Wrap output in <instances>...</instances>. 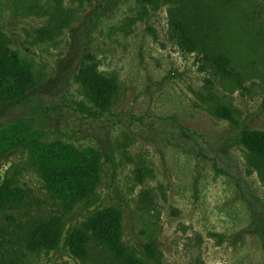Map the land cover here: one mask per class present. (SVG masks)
<instances>
[{"label":"rangeland","instance_id":"374dc122","mask_svg":"<svg viewBox=\"0 0 264 264\" xmlns=\"http://www.w3.org/2000/svg\"><path fill=\"white\" fill-rule=\"evenodd\" d=\"M170 13L226 54L235 75L181 51ZM0 38L34 77L27 99L0 114V132L18 138L0 148V180L14 175L26 189L0 213L12 232L0 264H116L96 244L85 259L65 245L69 229L106 207L119 211L122 239L142 264H154L143 255L149 242L160 264H264V161L240 139L243 129L264 132V0H0ZM88 53L117 81L108 110L91 106L75 80ZM34 144L97 150L91 198L67 210L49 196ZM50 214L64 221L61 244L28 251L16 237Z\"/></svg>","mask_w":264,"mask_h":264},{"label":"trees","instance_id":"16d2710c","mask_svg":"<svg viewBox=\"0 0 264 264\" xmlns=\"http://www.w3.org/2000/svg\"><path fill=\"white\" fill-rule=\"evenodd\" d=\"M168 31L181 51L200 52L203 62L211 66L216 74L224 78L235 75L229 57L221 51L211 50L206 36L194 28L189 19L170 13ZM75 80L91 106L108 110L113 104L118 89L117 81L98 69L92 54L88 53L81 61ZM33 85L34 77L29 64L0 38V103H4L0 114L5 108L25 101ZM217 114L230 117L231 112L221 106ZM240 139L251 155L264 161V132L243 129ZM17 144L15 135L0 132V148ZM29 152L47 193L64 209H71L94 194L100 182L102 166L97 150L90 147L77 149L62 144H34ZM138 174L142 175V171L138 170ZM146 196L143 195L144 200ZM25 197L26 189L18 184L14 175H4L0 180V213L18 206ZM120 219L119 211L113 207L95 210L79 226L66 232L65 245L74 256L81 259L87 258L88 250L96 244L109 253L116 264H142V259L122 239ZM11 233L6 225L0 224V248L10 240ZM64 235L62 216L50 214L32 218L16 239L28 251L40 252L57 249ZM143 255L154 264L161 262L153 242L143 246Z\"/></svg>","mask_w":264,"mask_h":264}]
</instances>
